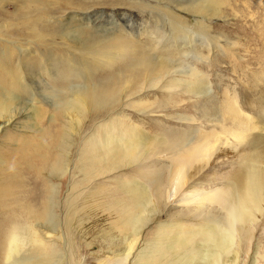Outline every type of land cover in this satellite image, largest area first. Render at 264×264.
Instances as JSON below:
<instances>
[{"label":"rangeland","instance_id":"obj_1","mask_svg":"<svg viewBox=\"0 0 264 264\" xmlns=\"http://www.w3.org/2000/svg\"><path fill=\"white\" fill-rule=\"evenodd\" d=\"M213 2L209 7L205 0H0V45L13 42L22 49L19 73L25 85L21 88L26 91L20 99L19 108L25 105L23 113L0 131V185L8 175L20 171L18 153L27 148L26 143L69 135V170L61 178H52L59 202L54 209L56 230L49 239L38 233L46 248L59 250V264H137L138 254L146 255L159 236H173L202 221L187 210L198 203L193 202L214 206L229 190L248 144L261 127L264 0ZM38 18L46 26L41 39L28 34L30 24ZM107 28L111 30L103 35ZM129 32L137 37L138 47L129 45L126 54L119 56L122 42L111 38ZM185 36L195 45L192 49L188 40H176L187 44L179 55L186 54L162 49L165 43L158 45L157 52L163 59L175 60L178 70L186 71L191 65L207 84L208 97L189 94L184 85L177 86V82L190 80L178 74L164 77L156 89L129 93L99 111L93 108L76 130L70 128L65 115H58L60 102L69 94L63 77L98 92L110 85L119 90L128 76L142 72L140 48L151 46L153 38L169 42ZM110 43L122 48L115 54L111 50L110 63L100 54H92L94 48ZM44 66L50 68L47 75ZM72 71L79 74L75 81L65 77ZM231 107L242 121L238 127L228 121L226 110ZM132 123L155 138L143 149L147 154L140 152L127 164L116 162L111 172L96 176L105 170L106 159L100 150L103 138L124 137ZM241 132L244 140L236 137ZM175 137L184 143L192 141L184 149L170 151L162 142L172 144ZM86 147L94 154L84 157ZM79 160L85 166L82 173L72 168ZM11 164L17 167L14 171ZM185 167L188 183L180 185V171L183 175ZM157 182L165 185V202L153 215H147L139 236L133 238L131 253H126L125 242L132 231L124 230L120 222L124 209L130 208V191H153ZM3 211L0 207V219ZM176 250L165 253V258L173 257ZM235 264H264V216L251 225L246 238L242 236Z\"/></svg>","mask_w":264,"mask_h":264},{"label":"bare ground","instance_id":"obj_2","mask_svg":"<svg viewBox=\"0 0 264 264\" xmlns=\"http://www.w3.org/2000/svg\"><path fill=\"white\" fill-rule=\"evenodd\" d=\"M205 2L207 6L213 7V0H205ZM197 12L203 13L200 9H197ZM40 18L30 24L32 28H29L28 34L33 38L41 39L46 34V31H43L46 30V26ZM110 30L111 28H107L102 34L105 35ZM177 38H173L169 42L153 38L151 46L149 45L146 49L140 48L138 51L144 62L143 70L128 76L119 90L114 91V87L110 85L98 92L99 89L81 87L75 85L74 82L70 83L63 77L62 82L69 84L66 88L69 94L66 100L60 102L61 105L58 109L61 111L57 112L58 115L60 113L65 115L70 128L76 130L77 125L89 111H93V108L99 111L112 105L116 100L122 101L123 98L131 95L129 93L148 88L156 89L164 77L168 78L178 74H182L190 80L186 84L177 82V86L184 85L189 94L208 97L207 84L205 86L204 80L199 79L200 75L194 72L191 65H187V67L182 65V68L186 67V71H181L177 69L179 64L176 65L175 60L170 62L159 56L157 47L160 44L165 43V46H161V48H165L175 55H179L180 48L187 44H191L192 49L195 47L193 41L188 40L189 37ZM135 39L130 35V32L127 36L122 35L120 38L112 36L111 38L112 41L122 42L123 51L119 52V56L126 54L128 51L126 47L129 45L138 47ZM181 39L188 40L187 44L176 41ZM6 43L4 46L0 45V75H6V77L0 76V131L10 125L15 117L23 113L25 105L23 108H19L21 106L20 99L26 94L25 89L21 88L25 85L19 73L22 49L14 46L13 42ZM117 49L122 50L110 43L101 49L94 48L92 54H100L104 62L110 63L111 61L108 59L110 52L112 50L111 54H115ZM200 58L207 59L198 57V60ZM44 67L47 75L50 68ZM140 73H142L141 76H139ZM78 75L77 72L72 71V74H66L65 77H70L75 81ZM79 79L84 80L82 76H79ZM194 80L196 82H193ZM22 101H27V99L22 98ZM226 114L230 123L237 127L241 125L242 121H239L237 111L233 107L227 109ZM258 119L261 127L248 147L246 146L248 153L241 158L236 178L229 183V190L218 197L219 201L214 206H207V204L205 206L200 201L193 202L198 203L187 210H191L192 216L196 219L199 216L202 217V221L197 226H192L193 229L176 231L173 236L167 238L159 236L146 255L138 254L137 264H160L163 261L166 264H235L242 236L246 238L250 234L251 225L259 222L264 216V110ZM236 137L244 140L245 135L241 132L237 133ZM182 141L180 137H175L172 144H169L168 141H163L162 144L167 146L166 148L170 151H174L184 149L191 144L192 140L185 143ZM154 142L155 138L145 133L135 123L128 126L124 137L120 135L112 138L106 135L101 142L102 149H100L106 159L104 160L105 170L96 176L111 172V167L116 162L127 164L136 158V154L140 152L147 154L148 150L144 151L143 149H147ZM25 145L27 148L18 153L17 158L20 171L8 175L5 182L0 185V207L4 210L0 219V264H59L60 261H57V258H60L59 250L56 251L55 246L46 248L39 240L40 238L38 239V233L49 239L52 238L53 232L56 230L53 221L56 218L54 209L58 208L59 202L57 199L58 190L56 191L52 178H61L69 170L70 161L66 159V154H68L66 151L71 145L69 135L61 136L60 134L54 140H51L49 136L46 140ZM93 154L92 149L86 147L83 156ZM86 159L89 158L86 157ZM10 168L14 171L17 167L11 164ZM72 168L78 170V173L85 170V166L80 163V160L78 165L72 164ZM187 174V167H185L183 175L180 171L178 179L180 185L184 182L188 183ZM44 176L45 178H42ZM83 180L85 181V177ZM154 181H158V179L156 178ZM164 189L165 185L157 182L152 186L151 190L153 191H148V188L141 190L133 188L130 191V208L124 209L120 222L124 230L132 231L131 239L125 242L124 251L126 253H131L133 238L139 236L147 215L151 213L153 215L156 208L165 202ZM37 228H41V232ZM59 239L62 240L61 235ZM169 243L171 245H168ZM172 249L177 250L172 252L173 257L169 256L166 259L165 253Z\"/></svg>","mask_w":264,"mask_h":264}]
</instances>
